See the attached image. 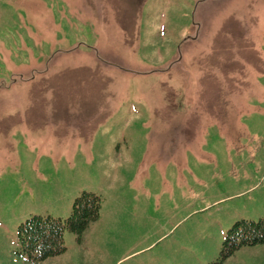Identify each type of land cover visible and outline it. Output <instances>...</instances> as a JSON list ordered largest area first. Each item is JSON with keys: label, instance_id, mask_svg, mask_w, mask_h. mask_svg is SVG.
<instances>
[{"label": "rangeland", "instance_id": "rangeland-1", "mask_svg": "<svg viewBox=\"0 0 264 264\" xmlns=\"http://www.w3.org/2000/svg\"><path fill=\"white\" fill-rule=\"evenodd\" d=\"M102 198L42 261L19 225ZM264 0H0V264H264Z\"/></svg>", "mask_w": 264, "mask_h": 264}, {"label": "trees", "instance_id": "trees-1", "mask_svg": "<svg viewBox=\"0 0 264 264\" xmlns=\"http://www.w3.org/2000/svg\"><path fill=\"white\" fill-rule=\"evenodd\" d=\"M102 198L99 194L83 190L74 200L68 217L35 214L19 225L22 253L33 261H42L66 250V230L78 235L100 217ZM264 243V219L237 221L227 232L221 250V260L234 255L243 246Z\"/></svg>", "mask_w": 264, "mask_h": 264}]
</instances>
